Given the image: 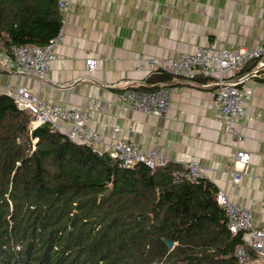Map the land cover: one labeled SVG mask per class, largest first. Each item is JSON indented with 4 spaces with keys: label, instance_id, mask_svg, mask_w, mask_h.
<instances>
[{
    "label": "trees",
    "instance_id": "1",
    "mask_svg": "<svg viewBox=\"0 0 264 264\" xmlns=\"http://www.w3.org/2000/svg\"><path fill=\"white\" fill-rule=\"evenodd\" d=\"M61 22L57 0H0V48L44 45ZM33 117L0 93V264H241L205 179L122 168Z\"/></svg>",
    "mask_w": 264,
    "mask_h": 264
},
{
    "label": "crops",
    "instance_id": "2",
    "mask_svg": "<svg viewBox=\"0 0 264 264\" xmlns=\"http://www.w3.org/2000/svg\"><path fill=\"white\" fill-rule=\"evenodd\" d=\"M64 20V37L44 81L16 73L0 48V93L17 104L20 88H26L49 103L87 111L88 124L105 143L126 138L157 149L168 163L197 161L207 183L249 208L253 225L264 227V66L243 84L245 117L232 124L233 131L213 105L212 87L189 77L173 79L163 68L178 53L198 47L215 52L263 44L264 0H71ZM89 58L97 61L92 71ZM162 81L172 86L163 116L134 111L117 98L126 89H154ZM57 123L67 134L65 123ZM236 149L250 158L248 173L233 184L222 171L232 167ZM248 260L264 264L257 256Z\"/></svg>",
    "mask_w": 264,
    "mask_h": 264
},
{
    "label": "built area",
    "instance_id": "3",
    "mask_svg": "<svg viewBox=\"0 0 264 264\" xmlns=\"http://www.w3.org/2000/svg\"><path fill=\"white\" fill-rule=\"evenodd\" d=\"M71 5V0H57V8L62 18L61 25L55 36L44 45L35 43L11 44L2 49L10 56L15 64V72L20 75H30L44 81L49 63L55 59V45L64 37L65 17ZM255 67L246 71L247 66ZM89 71H92L97 61L86 60ZM264 66V43L254 46H238L236 48H220L211 52L205 47H198L193 52H180L167 60L163 66L173 79L189 77L194 83L203 87H212L213 105L220 119L225 121L228 131H233L232 124L245 117L247 100L243 84L251 76H257L260 67ZM201 78L202 82L196 81ZM111 84H104L108 86ZM172 86L168 81L159 83L156 89H126L117 95L119 102H126L134 111L149 115L163 116L170 104ZM19 102L25 109L32 112L33 119L29 124V131L43 124H48L52 130L58 129V120L65 123L67 137L94 150L105 151L109 157L118 162L122 168L132 167L138 163L144 164L154 171L157 166L168 163L157 149L145 150L137 143L126 138H119L105 143L102 134L94 131L88 124V112L79 107H67L59 103H49L40 99L35 93L21 87ZM250 119H252L250 117ZM118 130V127L114 129ZM241 139L240 135H237ZM35 141H33L34 143ZM106 145L105 150L103 146ZM250 155L244 149H236L233 165L229 170L222 171L237 184L242 175H246ZM183 169L176 173V177L184 176L193 182L203 178V166L193 159H178ZM216 201L226 215V226L231 233H241L242 244L236 249V256L241 264H248L246 247L252 249L258 259L264 260V227L253 225V218L249 208L232 202L227 195L217 190Z\"/></svg>",
    "mask_w": 264,
    "mask_h": 264
},
{
    "label": "water",
    "instance_id": "4",
    "mask_svg": "<svg viewBox=\"0 0 264 264\" xmlns=\"http://www.w3.org/2000/svg\"><path fill=\"white\" fill-rule=\"evenodd\" d=\"M18 107H19L20 109H23V110L25 109V107H24L22 104H19ZM94 151H95L96 153H98V154H101V153H102V152L99 151V150H94ZM163 240H164V242L166 243L168 249L171 250V249L173 248V245H174L173 241H171V240H167V239H163Z\"/></svg>",
    "mask_w": 264,
    "mask_h": 264
},
{
    "label": "rangeland",
    "instance_id": "5",
    "mask_svg": "<svg viewBox=\"0 0 264 264\" xmlns=\"http://www.w3.org/2000/svg\"><path fill=\"white\" fill-rule=\"evenodd\" d=\"M65 135H67V134H65Z\"/></svg>",
    "mask_w": 264,
    "mask_h": 264
}]
</instances>
